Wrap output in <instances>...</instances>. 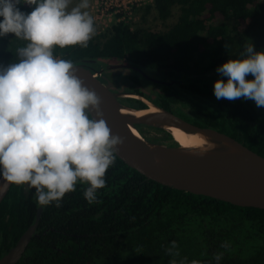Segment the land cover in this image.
Masks as SVG:
<instances>
[{
	"label": "trees",
	"instance_id": "16d2710c",
	"mask_svg": "<svg viewBox=\"0 0 264 264\" xmlns=\"http://www.w3.org/2000/svg\"><path fill=\"white\" fill-rule=\"evenodd\" d=\"M34 7L20 6L26 13ZM175 7L177 19L164 30L119 20L95 33L87 47L57 46L53 54L92 71L104 68L97 61L125 63L118 68L122 74L108 71L113 91L139 94L264 157V107L243 97L218 100L213 93L214 82L227 79L216 72L218 66L239 58L245 44L264 51V0H153L141 9L144 14L154 10L164 22ZM26 43L14 34L0 37V65L17 62V49ZM119 100L131 108L146 107L134 97ZM142 126L137 129L144 135ZM156 129L177 144L167 131ZM115 157L95 201L84 196L89 185L78 182L59 207L56 202L43 206L36 233L16 264H216L217 254L220 264H264V209L163 185ZM35 192L28 184L12 183L3 198L0 257L35 221ZM173 241L178 256L166 251Z\"/></svg>",
	"mask_w": 264,
	"mask_h": 264
},
{
	"label": "clouds",
	"instance_id": "9594fccd",
	"mask_svg": "<svg viewBox=\"0 0 264 264\" xmlns=\"http://www.w3.org/2000/svg\"><path fill=\"white\" fill-rule=\"evenodd\" d=\"M25 4L35 7L26 13ZM89 7L90 0L74 6L73 0H0V37L14 34L27 42L17 49V62L0 65V176L34 188L42 206L59 207L78 182L89 185L84 196L95 201L122 143L103 118H92L90 108L102 117L100 98L83 85L73 62L53 54L57 46H88L96 31ZM216 72L227 78L214 82L218 100L243 97L264 107V51L245 44L239 58ZM176 247L173 241L166 249L170 256L179 255ZM221 259L217 254L216 264Z\"/></svg>",
	"mask_w": 264,
	"mask_h": 264
},
{
	"label": "water",
	"instance_id": "95a60500",
	"mask_svg": "<svg viewBox=\"0 0 264 264\" xmlns=\"http://www.w3.org/2000/svg\"><path fill=\"white\" fill-rule=\"evenodd\" d=\"M104 68L92 71L86 64H74L83 85L100 98L97 117L89 109L92 118H103L112 135L122 139L115 154L128 166L146 178L163 185L216 198L243 207L264 209V157L233 137L211 127L192 123L176 113L160 108L145 97L133 92H116L113 82L103 70L128 66L125 63L110 64L97 61ZM139 70V69H138ZM141 71V70H140ZM134 97L142 100L145 108L136 109L124 105L119 98ZM154 106L157 111L136 116L123 113L122 109L143 110ZM137 125L164 129V125L177 127L187 133H202L217 144L205 150H190L176 144H162L147 140ZM135 128L139 135L131 131ZM166 131V130H165ZM12 183L0 176V204ZM43 206L37 208L36 218L21 234L15 244L0 257V264H16L35 235Z\"/></svg>",
	"mask_w": 264,
	"mask_h": 264
},
{
	"label": "rangeland",
	"instance_id": "374dc122",
	"mask_svg": "<svg viewBox=\"0 0 264 264\" xmlns=\"http://www.w3.org/2000/svg\"><path fill=\"white\" fill-rule=\"evenodd\" d=\"M78 2L79 0H73V6ZM143 6L135 7L134 9H132L131 13L130 12L128 13L127 20L131 21L132 26H142V27H149L154 30H164L169 25L174 23L177 19L178 8L176 7L173 9L172 16L166 21L162 22L157 18V15L154 10H151L148 14H144L143 10L141 9V7ZM100 10H101L100 7L97 6V0H90V7L88 11L93 16L95 21V29H96L95 33H100L105 31L116 20V17L109 16V14L101 15V13L99 12ZM218 21L219 20H217V22ZM112 72H116L118 74L124 73V71L121 70L119 71L118 68L114 69ZM142 129L144 132V135L142 136H144L145 138L147 137V138L159 139V142L162 144H169L171 142V139L164 137L165 134L157 130L155 127L143 125Z\"/></svg>",
	"mask_w": 264,
	"mask_h": 264
},
{
	"label": "bare ground",
	"instance_id": "6f19581e",
	"mask_svg": "<svg viewBox=\"0 0 264 264\" xmlns=\"http://www.w3.org/2000/svg\"><path fill=\"white\" fill-rule=\"evenodd\" d=\"M157 109L154 106H148L146 109L131 111L122 109L123 113H133L136 116L144 115L150 112H155ZM164 129L171 135L172 139L181 147L195 150L205 151L217 147V144L202 133H187L177 127L164 125ZM134 134L139 135V132L131 127Z\"/></svg>",
	"mask_w": 264,
	"mask_h": 264
},
{
	"label": "built area",
	"instance_id": "2783aa9c",
	"mask_svg": "<svg viewBox=\"0 0 264 264\" xmlns=\"http://www.w3.org/2000/svg\"><path fill=\"white\" fill-rule=\"evenodd\" d=\"M153 0H97V6L100 7L101 15L109 14L119 20H126L128 13L135 7L152 3Z\"/></svg>",
	"mask_w": 264,
	"mask_h": 264
},
{
	"label": "flooded vegetation",
	"instance_id": "af4514ba",
	"mask_svg": "<svg viewBox=\"0 0 264 264\" xmlns=\"http://www.w3.org/2000/svg\"><path fill=\"white\" fill-rule=\"evenodd\" d=\"M109 70H111V69H109ZM109 70H103L102 73L105 74L110 79V73L108 72Z\"/></svg>",
	"mask_w": 264,
	"mask_h": 264
}]
</instances>
